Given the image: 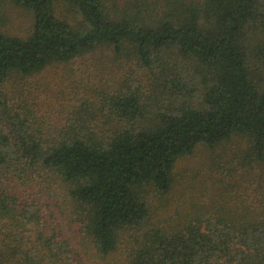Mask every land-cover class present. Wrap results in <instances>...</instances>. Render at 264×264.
<instances>
[{"label":"trees","instance_id":"1","mask_svg":"<svg viewBox=\"0 0 264 264\" xmlns=\"http://www.w3.org/2000/svg\"><path fill=\"white\" fill-rule=\"evenodd\" d=\"M0 264H264V0H0Z\"/></svg>","mask_w":264,"mask_h":264},{"label":"rangeland","instance_id":"2","mask_svg":"<svg viewBox=\"0 0 264 264\" xmlns=\"http://www.w3.org/2000/svg\"><path fill=\"white\" fill-rule=\"evenodd\" d=\"M59 10H61V12H63L64 14L68 15L70 18H72V10L67 7L64 6V4H60V8ZM11 16L10 20L8 21L7 26L10 27V29L15 32V33H23L25 32L24 29L25 27L28 25V18L29 16L23 12L21 9L18 8H11V11L9 13V17ZM50 71H57L56 69H50L47 72L43 73V76L45 74H48V72ZM41 76V77H43ZM202 157H203V153L200 149H197V152L194 153L192 156H188L185 157L183 159H181L176 167V171L177 173H182L185 170L190 169L191 167H197L198 163L202 162Z\"/></svg>","mask_w":264,"mask_h":264}]
</instances>
